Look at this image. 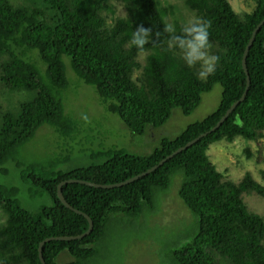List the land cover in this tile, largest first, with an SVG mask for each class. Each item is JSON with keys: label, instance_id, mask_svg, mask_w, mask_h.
Wrapping results in <instances>:
<instances>
[{"label": "trees", "instance_id": "16d2710c", "mask_svg": "<svg viewBox=\"0 0 264 264\" xmlns=\"http://www.w3.org/2000/svg\"><path fill=\"white\" fill-rule=\"evenodd\" d=\"M113 1L126 13L108 20ZM42 2V0H41ZM44 10L17 7L0 0V82L7 88H31L36 96L20 104L19 113L0 108V167L11 160L24 165L20 178L46 192L51 203L38 209L25 206L16 187L0 183V264H43L41 241L51 236L85 232L84 214L64 205L58 185L66 179L97 183L124 181L157 164L161 159L211 129L244 93L247 75L242 66L246 45L257 24L264 19V0H254L252 10L237 12L230 0H184L197 18L210 22L209 53L218 57L215 71L200 78L187 68L181 52L170 48L167 10L159 0H43ZM114 13V12H113ZM137 24L152 29L143 50L130 44ZM177 34L183 24L173 23ZM159 32L157 37L155 33ZM45 61V73L32 61L31 50ZM31 51V52H30ZM145 54L139 63V54ZM74 72L94 86L102 105L118 115L137 135L162 126L174 108L191 114L202 95L216 84L222 87L218 106L204 118L192 122L174 137H162L147 154L124 147L91 151L88 164L71 168L51 157L45 162H25L23 146L43 124L64 136L77 129V121L65 111L63 96L69 86L63 56ZM250 87L226 120L214 131L175 154L149 174L118 187L102 188L78 182L65 183L61 192L74 208L93 221L92 231L75 240H49L42 246L46 264H85L99 254L108 222L117 214L136 218L151 210L157 190H167L171 175L183 172L178 194L197 217V230L184 244L171 249L173 264H264V215L250 211L243 193L264 196V184L246 171L239 182L225 179L208 155L219 140L241 136L260 142L264 137V24L257 32L246 58ZM136 69L141 72L136 77ZM247 155L250 151L246 149ZM6 174L5 169H0ZM63 252L70 260L60 263Z\"/></svg>", "mask_w": 264, "mask_h": 264}, {"label": "rangeland", "instance_id": "374dc122", "mask_svg": "<svg viewBox=\"0 0 264 264\" xmlns=\"http://www.w3.org/2000/svg\"><path fill=\"white\" fill-rule=\"evenodd\" d=\"M12 5L22 8L38 7L51 19L52 10L45 11L41 0H9ZM160 6H171L173 14H166L170 24L175 21L185 24L195 13L189 10L184 0H159ZM233 8L239 12H248L254 6V0H230ZM113 11H106L108 20L114 16H124L126 11L119 1L110 3ZM167 9V10H168ZM114 12V13H113ZM32 51V52H31ZM30 56L45 73L46 64L38 50L32 49ZM145 54L138 56L139 63H144ZM66 64L68 88L63 96L65 111L77 121V129L70 136H64L49 124L41 125L34 136L25 143L22 153L25 162H45L51 157L64 161L58 166L66 169L88 164L91 151L109 149L113 146L124 147L130 152L147 154L158 145L162 137H174L187 125L204 118L219 104L222 87L216 84L212 90L203 93L200 105L188 115L180 108H174L171 117L158 128H149L146 134L137 135L116 114L108 112L102 105L94 86L85 83L73 70L70 59L63 56ZM199 70V68H198ZM141 72L136 69L134 76ZM207 76V75H206ZM206 76H199L205 78ZM37 91L31 88H7L0 82V108L19 113L20 104L32 100ZM87 117L85 120L83 117ZM2 116H0V127ZM246 149L250 151L247 155ZM210 160L223 172L224 178L239 182L246 171L254 179L264 184V137L260 142L237 136L233 141L219 140L211 144L208 150ZM24 165H17L11 160L0 169V183L16 187L22 203L32 209L50 204L46 192H41L30 183L20 178ZM183 172L177 170L171 175L167 190H157L151 210H145L136 218L117 214L108 222L103 241L99 244V254L85 264H173L171 249L191 239L197 230V217L185 205L178 194L183 180ZM243 199L250 211L264 215V196L255 192L243 193ZM5 214L0 208V223ZM60 263L71 259L63 252L57 257Z\"/></svg>", "mask_w": 264, "mask_h": 264}, {"label": "clouds", "instance_id": "9594fccd", "mask_svg": "<svg viewBox=\"0 0 264 264\" xmlns=\"http://www.w3.org/2000/svg\"><path fill=\"white\" fill-rule=\"evenodd\" d=\"M209 28L210 22L193 18L185 23L181 32L177 34L173 24L163 25V32L169 34L168 44L170 48H175L181 52V59L189 69L199 68L198 76H206L215 71L218 57L211 55L209 49ZM158 37L159 32L155 33ZM152 38V29L146 28L143 24H137L131 33L130 44L137 50H143L144 46ZM87 120V117H83Z\"/></svg>", "mask_w": 264, "mask_h": 264}, {"label": "water", "instance_id": "95a60500", "mask_svg": "<svg viewBox=\"0 0 264 264\" xmlns=\"http://www.w3.org/2000/svg\"><path fill=\"white\" fill-rule=\"evenodd\" d=\"M264 24V19L262 21H260L257 26L255 27V29L252 32V35L246 45V48L244 50V54H243V59H242V66L244 68V71L247 75V85H246V89L244 91V93L242 94V96L235 101L224 113V115L218 120V122L208 131L201 133L200 135L196 136L195 138L189 140L188 142H186L184 145L180 146L179 148H177L175 151H173L172 153L168 154L166 157H164L163 159H161L157 164L153 165L152 167H150L149 169L142 171L124 181L121 182H117V183H109V184H105V183H97V182H93V181H88V180H84V179H66L63 180L59 185H58V196L61 199V201L64 203V205H66L67 207L73 209L74 211L84 214V216L88 219L89 221V227L88 229L83 232L80 233L78 235H71V236H51L48 237L46 239H44L43 241H41L40 245H39V256L40 259L42 261L43 264L45 263L44 257H43V251H42V246L44 245V243H46L49 240H75V239H79V238H83L84 236L88 235L92 229H93V221L90 218V216L86 213H83L82 211L74 208L72 205H70L67 200L65 199V197L63 196L62 192H61V186L65 183H70V182H78V183H83V184H87L90 186H95V187H102V188H112V187H118V186H122L124 184H127L129 182H132L140 177H143L147 174H149L150 172L154 171L155 169H157L160 165L164 164L167 160H169L170 158H172L175 154L179 153L182 150H185L186 148H188L189 146H191L193 143H195L196 141H198L201 137L207 135L208 133L216 130L225 120L226 118L230 115V113L236 108V106L238 105L239 102L243 101L247 95V92L249 90L250 87V76L248 73V69H247V64H246V58L247 55L250 51V48L254 42V39L256 37L257 32L261 29L262 25Z\"/></svg>", "mask_w": 264, "mask_h": 264}]
</instances>
